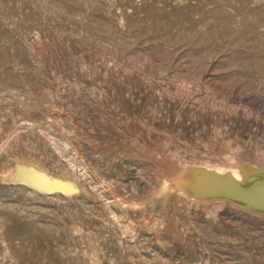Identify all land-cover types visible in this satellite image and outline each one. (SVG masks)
<instances>
[{
  "label": "rangeland",
  "instance_id": "374dc122",
  "mask_svg": "<svg viewBox=\"0 0 264 264\" xmlns=\"http://www.w3.org/2000/svg\"><path fill=\"white\" fill-rule=\"evenodd\" d=\"M262 185L264 0H0V264H264Z\"/></svg>",
  "mask_w": 264,
  "mask_h": 264
},
{
  "label": "bare ground",
  "instance_id": "6f19581e",
  "mask_svg": "<svg viewBox=\"0 0 264 264\" xmlns=\"http://www.w3.org/2000/svg\"><path fill=\"white\" fill-rule=\"evenodd\" d=\"M18 168H19V170H18V172H16V174H14V176L15 177H17L18 179H20V178H22V177H25V180L26 181H28L29 183H31V184H34V185H37V186H41V187H47L48 186V189H50L51 187L49 186V185H51L50 184V182L48 181H46V182H44L45 180V178L43 179L40 175H38V174H35V172H33L32 170H31V168H28V167H25V166H18ZM13 175V174H12ZM10 176V175H9ZM199 176V175H198ZM13 177V176H12ZM14 177V178H15ZM57 182V181H56ZM53 183V182H52ZM58 183H60V182H58ZM190 185H191V183H190ZM50 187V188H49ZM58 187H59V185H58ZM60 187H62V186H60ZM59 187V188H60ZM259 187H260V185H259ZM262 187H264L263 185H262ZM256 189V188H255ZM258 190V189H257ZM263 190V189H262ZM253 191V190H252ZM240 192V191H239ZM260 192V191H259ZM251 194V193H250ZM256 195V194H255ZM257 197L258 198H263L264 197V195H258L257 194ZM252 199H253V201H257L256 199H255V197L253 196L252 197ZM259 199V200H260ZM258 200V201H259ZM263 200V199H262ZM261 200V201H262Z\"/></svg>",
  "mask_w": 264,
  "mask_h": 264
}]
</instances>
